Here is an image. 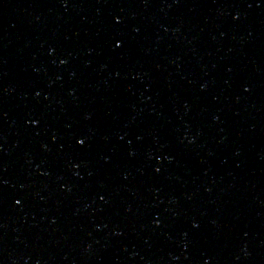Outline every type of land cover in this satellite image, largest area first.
Masks as SVG:
<instances>
[{
    "label": "water",
    "instance_id": "95a60500",
    "mask_svg": "<svg viewBox=\"0 0 264 264\" xmlns=\"http://www.w3.org/2000/svg\"><path fill=\"white\" fill-rule=\"evenodd\" d=\"M0 54L158 86L264 157V0H0Z\"/></svg>",
    "mask_w": 264,
    "mask_h": 264
}]
</instances>
